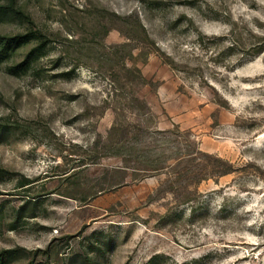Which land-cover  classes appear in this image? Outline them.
<instances>
[{"label":"rangeland","instance_id":"obj_1","mask_svg":"<svg viewBox=\"0 0 264 264\" xmlns=\"http://www.w3.org/2000/svg\"><path fill=\"white\" fill-rule=\"evenodd\" d=\"M17 5L0 34L35 38L0 65V258L264 264V0Z\"/></svg>","mask_w":264,"mask_h":264},{"label":"trees","instance_id":"obj_2","mask_svg":"<svg viewBox=\"0 0 264 264\" xmlns=\"http://www.w3.org/2000/svg\"><path fill=\"white\" fill-rule=\"evenodd\" d=\"M22 17H24V12L17 5V0H0V24H4L15 19H20ZM33 38H35V33L32 31L26 34H17L12 36L0 34V65L9 61L19 48L27 46ZM42 49V45L30 49L24 60L9 68L10 73L13 75L25 74L30 68L31 63L36 58L41 56V54H43ZM28 184L29 182H25L21 186L23 187ZM12 252V250H7L2 253L0 264H6L5 262H7L8 255L4 254H11ZM80 264L88 263L87 261H82Z\"/></svg>","mask_w":264,"mask_h":264}]
</instances>
